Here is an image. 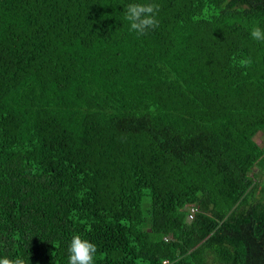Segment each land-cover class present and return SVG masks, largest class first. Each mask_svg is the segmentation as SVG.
<instances>
[{
  "label": "trees",
  "instance_id": "obj_1",
  "mask_svg": "<svg viewBox=\"0 0 264 264\" xmlns=\"http://www.w3.org/2000/svg\"><path fill=\"white\" fill-rule=\"evenodd\" d=\"M254 27L264 0H0V258L264 264Z\"/></svg>",
  "mask_w": 264,
  "mask_h": 264
},
{
  "label": "clouds",
  "instance_id": "obj_2",
  "mask_svg": "<svg viewBox=\"0 0 264 264\" xmlns=\"http://www.w3.org/2000/svg\"><path fill=\"white\" fill-rule=\"evenodd\" d=\"M157 4L131 3L127 5L124 18L130 22L131 30L138 36L145 35L150 29L159 27L156 15L159 12ZM251 37L258 41H264V29L254 27L250 33ZM241 67H249L252 64L251 58L239 60ZM97 246L87 239L76 234L72 237L68 252L69 264H95ZM0 264H26L25 260L19 256L12 259L7 256L0 258Z\"/></svg>",
  "mask_w": 264,
  "mask_h": 264
},
{
  "label": "rangeland",
  "instance_id": "obj_3",
  "mask_svg": "<svg viewBox=\"0 0 264 264\" xmlns=\"http://www.w3.org/2000/svg\"><path fill=\"white\" fill-rule=\"evenodd\" d=\"M255 139H256V142H257V143H260L261 145L264 144V136H263V135L258 134V135L255 137Z\"/></svg>",
  "mask_w": 264,
  "mask_h": 264
},
{
  "label": "built area",
  "instance_id": "obj_4",
  "mask_svg": "<svg viewBox=\"0 0 264 264\" xmlns=\"http://www.w3.org/2000/svg\"><path fill=\"white\" fill-rule=\"evenodd\" d=\"M195 210H196L195 207H191V208L189 209V217H192V216H193Z\"/></svg>",
  "mask_w": 264,
  "mask_h": 264
}]
</instances>
